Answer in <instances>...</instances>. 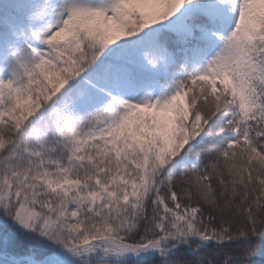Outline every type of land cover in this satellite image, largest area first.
I'll use <instances>...</instances> for the list:
<instances>
[{
    "label": "snow or ice",
    "instance_id": "snow-or-ice-1",
    "mask_svg": "<svg viewBox=\"0 0 264 264\" xmlns=\"http://www.w3.org/2000/svg\"><path fill=\"white\" fill-rule=\"evenodd\" d=\"M0 264H264V0H0Z\"/></svg>",
    "mask_w": 264,
    "mask_h": 264
}]
</instances>
